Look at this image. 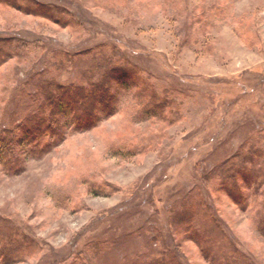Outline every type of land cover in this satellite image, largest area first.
I'll return each instance as SVG.
<instances>
[{"label": "rangeland", "instance_id": "1", "mask_svg": "<svg viewBox=\"0 0 264 264\" xmlns=\"http://www.w3.org/2000/svg\"><path fill=\"white\" fill-rule=\"evenodd\" d=\"M11 1L0 264H80L100 243V264H152L171 237L187 264H264V0ZM61 85L84 89L68 115Z\"/></svg>", "mask_w": 264, "mask_h": 264}, {"label": "trees", "instance_id": "2", "mask_svg": "<svg viewBox=\"0 0 264 264\" xmlns=\"http://www.w3.org/2000/svg\"><path fill=\"white\" fill-rule=\"evenodd\" d=\"M10 1V3H8L10 6H13L14 4V1H11V0H7V2ZM5 3V2H4ZM6 4V3H5ZM39 4V3H38ZM46 8H49V7H46ZM52 9H54V7L51 6ZM114 73H115V69H111ZM121 84H124L125 80H123V76L120 77V81H119ZM93 86V85H92ZM99 86V85H98ZM62 88V92H60V94L56 95V97H54L55 99H57V108L65 115H68L71 113V109L73 108V106H77V104H79V102L81 100H83V96H84V89L83 88H79V87H74V88H71V89H68L66 90L64 88V86H60ZM71 90V91H70ZM96 90H99V87L96 89ZM104 90V89H103ZM105 92V91H104ZM68 94V95H67ZM67 96V97H66ZM101 97H97V99H100ZM73 105V106H72ZM36 116V115H35ZM34 116V117H35ZM98 118H95L94 115L92 114H84V112L81 113V115L79 116V122H78V127L80 125H87V126H90L91 122L97 120ZM54 118H51L47 121L48 125L49 126H52L55 124H52L54 123ZM38 123V124H37ZM33 122L32 124L30 123H24V126H23V132L26 133V135L28 134L29 136L31 135H34L36 134L35 131L33 130L34 127H36V131L37 133H41L43 130L45 131H52L50 127L48 128H45L41 122ZM68 125V124H67ZM53 126V127H54ZM65 127V126H64ZM76 127V126H75ZM77 129V127H76ZM31 130L33 131V133H30ZM9 150H12L10 147H9V143H4L3 146L0 147V157L3 159L4 157H6V155L4 154L6 151H9ZM181 216H178V218H180ZM189 217V219H188ZM187 218H182L183 224L184 225V228H188V229H191V230H194V228L196 227V224L190 223V219L192 216H190V214L188 215ZM188 219V220H187ZM170 226V228H169ZM169 226L166 224L164 225L165 228L167 229H170L172 230V226L171 225V222L169 223ZM170 230H168L170 232ZM172 233V232H171ZM199 235H201V239L199 240V237H196L197 238V243L199 245L200 248H202L203 252H204V255L205 257H209L211 258L210 256H212V253L210 252V250H208L206 248V244H205V241L203 242L202 241V238L206 240L207 238V235L204 233V231H200ZM175 239L171 237L170 239V242L167 243L168 246L170 247V250H171V255H172V259H170L169 261L168 260H163V259H160V258H157V257H149V262H151L152 264H172L171 262H173L174 264H187L186 262H184L182 260V258L180 257L181 255V251L178 247H176L175 245ZM199 240V241H198ZM100 245H102V243H100ZM100 245H95L93 246V249H94V253H93V256L92 258H88V259H84V261L80 264H100L99 263V257H100V253H102L103 249L100 247ZM114 245V244H113ZM113 245H110V248L113 246ZM214 256V261L216 264H234L232 262V259L228 258V256L226 254H222L221 256L219 255V257ZM224 260L225 262H220L222 260ZM141 264H145V263H141Z\"/></svg>", "mask_w": 264, "mask_h": 264}]
</instances>
